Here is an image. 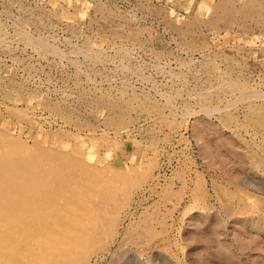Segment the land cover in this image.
Here are the masks:
<instances>
[{"label":"rangeland","instance_id":"1","mask_svg":"<svg viewBox=\"0 0 264 264\" xmlns=\"http://www.w3.org/2000/svg\"><path fill=\"white\" fill-rule=\"evenodd\" d=\"M236 1L0 0V73L4 70L0 74V84L3 82L0 94L6 97L0 96V130L30 146L39 145L66 154L77 151L91 166L109 169V175L117 168L123 173L138 168L147 170L140 178L144 181L139 180L141 184L137 183L130 191L128 201L119 208L110 206L109 215L112 212L117 215L114 233L105 247L90 255L87 264H264V164H261L264 163V0ZM32 38L37 39L31 44ZM51 50L57 51L56 55L48 54ZM11 83L12 88L8 87ZM35 90L42 92L43 97L38 93L37 98ZM243 94L247 95L245 99ZM113 101L116 104H111ZM176 106L178 109L174 108ZM231 114L236 119H231ZM109 119H116V123ZM108 121L112 123H106ZM257 156L258 160L254 158ZM151 161L150 165L157 164L149 168ZM259 165L263 167L258 168Z\"/></svg>","mask_w":264,"mask_h":264},{"label":"bare ground","instance_id":"2","mask_svg":"<svg viewBox=\"0 0 264 264\" xmlns=\"http://www.w3.org/2000/svg\"><path fill=\"white\" fill-rule=\"evenodd\" d=\"M22 1V0H21ZM140 1V0H138ZM238 1V0H237ZM236 1V2H237ZM20 2V0H19ZM69 2V1H68ZM135 2V1H134ZM137 2V1H136ZM241 2V1H240ZM239 2V5H240ZM245 2V1H243ZM258 2V1H257ZM149 3V2H148ZM229 3V2H227ZM235 3V2H234ZM242 3V2H241ZM251 3V2H250ZM255 3V2H254ZM259 3V2H258ZM262 3V2H260ZM264 3V2H263ZM9 4V3H7ZM6 4V5H7ZM17 4V3H15ZM70 4V2H69ZM226 4V3H225ZM238 4V3H237ZM243 4V3H242ZM249 4V3H247ZM10 5V4H9ZM8 5V6H9ZM23 5V4H22ZM255 5V4H253ZM258 5V4H257ZM262 5V4H261ZM258 5V6H261ZM25 6V4H24ZM28 6V4H27ZM63 7V5H61ZM152 6V5H151ZM224 6V5H222ZM228 6V5H227ZM231 6V5H230ZM233 6V5H232ZM247 6V5H246ZM249 6V5H248ZM252 6V4H251ZM256 6V5H255ZM17 7V6H16ZM145 7V5H144ZM155 7V6H154ZM237 7V6H236ZM250 7V6H249ZM253 7V6H252ZM264 8V6H262ZM99 8H102L101 6ZM98 8V10H99ZM105 8V7H104ZM147 8V7H145ZM150 8V7H149ZM153 8V6L151 7ZM150 8V9H151ZM223 8V7H222ZM255 8V7H254ZM10 9V8H9ZM8 9V10H9ZM25 9V8H22ZM29 9V8H28ZM31 9V8H30ZM58 9V7H57ZM84 9V7H83ZM156 9V8H155ZM159 9V8H158ZM217 9V8H216ZM229 8H227L228 10ZM231 9V8H230ZM239 9V8H238ZM250 9V8H249ZM257 9V8H256ZM40 10V9H39ZM38 10V11H39ZM101 10V9H100ZM103 10V9H102ZM108 10V9H107ZM111 10V9H109ZM108 10V11H109ZM157 10V9H156ZM225 10V9H224ZM233 10V9H232ZM252 10V9H251ZM250 10V11H251ZM259 10V8H258ZM10 11V10H9ZM20 11V10H18ZM27 11V9H26ZM53 11V10H52ZM55 11V10H54ZM58 11V10H57ZM254 11V9H253ZM262 11V9L260 10ZM33 12V11H31ZM43 12V11H42ZM56 12V11H55ZM54 12V14H55ZM221 12V11H220ZM227 12V11H226ZM232 12V11H231ZM244 12V11H243ZM252 12V11H251ZM250 12V13H251ZM58 13V12H57ZM118 14H121L119 12H117ZM152 13V12H151ZM213 15V12H211ZM215 13V12H214ZM230 13V12H229ZM233 13V12H232ZM256 13V12H255ZM18 14V13H16ZM27 14V13H26ZM34 14V13H33ZM41 14V13H38ZM43 14V13H42ZM41 14V15H42ZM49 13H47L48 16ZM59 14V13H58ZM103 14V13H102ZM111 14V13H110ZM113 14V13H112ZM115 14V12H114ZM156 14V13H155ZM238 14V13H237ZM249 14V13H248ZM253 14V13H252ZM161 15V14H160ZM231 15V14H230ZM246 15V14H245ZM30 16V15H29ZM33 16V15H32ZM51 16V15H50ZM57 16V15H56ZM113 16V15H111ZM217 16V15H216ZM215 16V17H216ZM223 16V15H222ZM225 16V15H224ZM227 16V15H226ZM235 16V14H234ZM244 16V15H243ZM247 16V15H246ZM245 16V17H246ZM259 16V15H257ZM26 17V16H25ZM52 17V16H51ZM121 17V15H120ZM241 17V15H240ZM239 17V18H240ZM16 18H18L16 16ZM22 18V17H21ZM20 18V19H21ZM38 18V17H37ZM42 18V17H41ZM58 18V17H57ZM218 18V17H217ZM243 18V17H242ZM247 18V17H246ZM259 18V17H257ZM36 19V16H35ZM101 19V18H100ZM195 19V18H194ZM197 19V18H196ZM227 19V18H225ZM231 19V18H230ZM233 19V18H232ZM17 20V19H15ZM23 20V19H22ZM32 20V18H31ZM37 20V19H36ZM35 20V21H36ZM40 20V19H39ZM42 20V19H41ZM216 20V19H215ZM249 20V19H248ZM28 21V20H27ZM30 21V20H29ZM45 21V20H43ZM104 21V20H103ZM112 21V20H111ZM110 21V22H111ZM120 21V20H119ZM174 21V20H173ZM173 21L171 23H173ZM198 21V20H197ZM218 21V20H217ZM221 21V20H220ZM218 21V22H220ZM264 21V20H263ZM21 22V21H20ZM26 22V21H25ZM24 22V23H25ZM31 22V21H30ZM48 22V21H47ZM94 22V21H93ZM96 22V21H95ZM99 22V21H98ZM102 22V21H100ZM170 22V20H169ZM177 22V21H176ZM195 22V21H194ZM207 22V21H206ZM222 22V21H221ZM234 22L235 19H234ZM238 22V21H237ZM243 22V21H242ZM248 22V21H247ZM251 22V21H249ZM255 22V21H254ZM261 21H259L260 23ZM16 23V22H15ZM19 23V22H17ZM22 23V22H21ZM29 23V22H28ZM37 23V22H36ZM39 23H42L41 21H39ZM49 23V22H48ZM47 23V24H48ZM106 23V22H104ZM109 23V21H108ZM115 23V22H114ZM117 23V22H116ZM119 23V22H118ZM117 23V24H118ZM131 23V21H130ZM192 23V22H191ZM190 23V24H191ZM245 23V22H244ZM26 24V23H25ZM24 24V25H25ZM103 23H101L100 25H102ZM117 24L112 25V26H117ZM122 24H126V23H122ZM196 24V23H195ZM207 24V23H206ZM219 24V23H218ZM226 24V23H225ZM224 24V26H225ZM229 24V23H228ZM226 24V26L228 25ZM262 24V23H260ZM18 25V24H16ZM22 25V24H21ZM27 25V24H26ZM25 25V26H26ZM107 25V24H106ZM173 25V24H172ZM171 25V27H172ZM185 25V24H184ZM189 25V24H187ZM193 25V24H192ZM215 25V24H213ZM221 25V23L219 24ZM233 25V24H232ZM245 25V24H244ZM248 25V24H246ZM250 25V24H249ZM254 25V24H253ZM256 25V24H255ZM254 25V26H255ZM259 26V24H257ZM23 26V25H22ZM36 26V25H35ZM73 26V25H72ZM71 26V27H72ZM103 26H105L103 24ZM110 26V25H107ZM119 26V25H118ZM186 26V25H185ZM191 26V25H190ZM189 26V27H190ZM216 26V25H215ZM223 26V27H224ZM225 26V27H226ZM19 27H21L19 25ZM24 27V26H23ZM34 27V26H33ZM102 27V26H101ZM178 27V26H177ZM181 27V26H180ZM178 27V28H180ZM196 27V25H195ZM198 27V26H197ZM208 27V26H207ZM231 27V26H230ZM237 27V26H236ZM242 27V26H241ZM247 27V26H246ZM256 27V26H255ZM261 27V26H260ZM18 28V27H17ZM73 29L75 27H72ZM116 28V27H115ZM114 28V30H115ZM119 28V27H118ZM134 28V27H132ZM131 28V29H132ZM142 28V27H141ZM177 28V29H178ZM182 28V27H181ZM215 28V27H214ZM220 28H222V26H220ZM240 28V25L239 27ZM22 29V28H20ZM72 29V30H73ZM109 29V28H108ZM113 29V28H111ZM109 29V30H111ZM137 29V28H136ZM139 29V28H138ZM17 30V29H16ZM71 30V31H72ZM113 30V31H114ZM121 30V29H120ZM133 30V29H132ZM142 30V29H141ZM181 30V29H180ZM179 30V31H180ZM188 30V29H187ZM190 30V29H189ZM242 30L244 31L245 29L242 28ZM2 31V30H1ZM21 31V30H20ZM18 31V32H20ZM26 31V30H25ZM78 31V29L76 30V32ZM117 31V30H115ZM134 31V30H133ZM191 31V30H190ZM193 31V30H192ZM198 31V30H197ZM17 32V31H16ZM22 32V31H21ZM24 32V31H23ZM111 32V31H110ZM119 29H118V31ZM129 32V31H128ZM131 32V31H130ZM137 32V31H136ZM139 32V31H138ZM189 32V31H187ZM75 33V32H74ZM112 33V32H111ZM123 33V32H122ZM140 33V32H139ZM178 33V30H177ZM200 33V32H199ZM198 33V34H199ZM1 34V33H0ZM20 34V33H19ZM29 36V33H27ZM182 34V33H181ZM195 34V33H193ZM192 34V35H193ZM18 35V34H17ZM21 35L25 36L24 34L21 33ZM20 35V36H21ZM114 35V34H113ZM117 35V34H116ZM132 35V34H131ZM135 35V34H134ZM197 35V34H196ZM18 36V37H20ZM22 36V38H23ZM178 36V35H177ZM17 37V38H18ZM32 37V35H31ZM34 37V36H33ZM182 37V36H181ZM195 37V36H194ZM202 37V36H201ZM200 37V38H201ZM29 38V37H28ZM35 38V37H34ZM118 38V37H117ZM130 38V37H129ZM137 38V37H136ZM185 38V35H184ZM191 38V37H190ZM193 38V37H192ZM37 39V38H36ZM36 39H29L30 43L32 44V40H36ZM40 39H42V36L40 37ZM39 39V40H40ZM44 39V38H43ZM19 40V39H18ZM39 40H37L39 42ZM124 40V39H123ZM128 40V39H127ZM186 40V39H185ZM204 40V39H203ZM41 41V40H40ZM91 41V40H90ZM22 42V41H21ZM24 42V40H23ZM36 42V41H35ZM43 41H41L42 43ZM129 42V40H128ZM131 42V41H130ZM129 42V43H130ZM138 42V41H137ZM186 42V41H185ZM199 42V41H197ZM29 43V44H30ZM40 43V42H39ZM86 43V42H85ZM89 43V42H88ZM92 43V42H91ZM210 43V42H208ZM28 44V46H29ZM30 44V45H31ZM50 44V43H49ZM47 44V47H49L50 45ZM184 44V43H183ZM189 44V43H187ZM192 44V43H190ZM202 44V43H201ZM36 45H38L36 43ZM49 45V46H48ZM90 45V44H89ZM209 45V44H206ZM7 46V45H6ZM5 46V47H6ZM40 45H38L37 47H39ZM46 46V45H44ZM43 46V47H44ZM54 46V45H53ZM92 46V45H91ZM211 46V45H210ZM234 46V45H233ZM76 47V46H75ZM83 47V46H82ZM188 47V46H186ZM196 47V46H195ZM198 47V46H197ZM205 47V46H204ZM232 47V46H231ZM241 47V46H238ZM32 48V47H31ZM46 48V47H45ZM54 48V47H53ZM93 48V47H92ZM95 48V47H94ZM191 48V47H189ZM193 48V47H192ZM233 48V47H232ZM248 48V47H247ZM52 49V44H51V48ZM79 49V48H78ZM83 49V48H82ZM81 49V50H82ZM88 49V47H87ZM86 49V50H87ZM231 49V48H230ZM253 49V48H252ZM34 50V49H33ZM40 50V47H39ZM37 50L35 48L36 52L40 51ZM54 50V49H53ZM53 50L50 51L51 54L53 53ZM90 50V49H88ZM87 50V51H88ZM93 50V49H92ZM247 50V49H246ZM250 50V49H249ZM263 50V49H262ZM5 51V50H4ZM43 51V50H41ZM58 52H60L57 49ZM57 51H54V53ZM74 51V50H73ZM79 51V50H78ZM95 51V50H93ZM228 51V50H227ZM240 51V50H239ZM244 51V50H243ZM248 51V50H247ZM253 51V50H252ZM7 52V51H6ZM12 52V51H11ZM45 52V50L43 51ZM92 53V51H89ZM88 52V53H89ZM222 52V51H221ZM232 52V51H231ZM234 52V51H233ZM251 52V50H250ZM8 53V52H7ZM53 53V54H54ZM55 53V55H56ZM61 53V52H60ZM74 53V52H73ZM82 53V51H81ZM81 53H79L81 55ZM101 53V52H99ZM97 53V56L98 54ZM236 53V52H235ZM263 53V52H262ZM43 54V53H42ZM52 54V55H53ZM75 54V53H74ZM83 54H87V53H83ZM82 54V55H83ZM94 54V53H93ZM102 54V53H101ZM231 54V53H230ZM247 54V53H246ZM245 54V56H247ZM264 54V53H263ZM54 55V56H55ZM78 55V54H76ZM96 55V53H95ZM95 55H93L95 57ZM103 55V54H102ZM219 55V54H218ZM233 55V54H232ZM235 55V54H234ZM233 55V56H234ZM251 55V54H250ZM59 56V55H58ZM84 56V55H83ZM86 56V55H85ZM100 56V55H99ZM98 56V57H99ZM217 56V54H216ZM222 56V55H221ZM228 56V55H227ZM237 56V55H236ZM242 56V55H241ZM88 57V56H87ZM92 57V56H89ZM97 57V58H98ZM218 57V56H217ZM220 57V56H219ZM16 59V58H15ZM91 59V58H90ZM119 59V58H118ZM236 59V58H234ZM239 59V58H238ZM244 59V58H243ZM18 60V59H17ZM103 60V59H102ZM209 60V59H208ZM215 60V58H214ZM15 61V60H14ZM223 61V60H222ZM227 63V61H225ZM243 62V61H242ZM246 62V61H244ZM77 63V62H76ZM87 63V61H86ZM231 63V62H230ZM229 63V64H230ZM88 64V63H87ZM101 66L103 65L102 63H100ZM215 64V63H214ZM213 64V65H214ZM233 64V63H231ZM237 64V63H236ZM249 64V63H248ZM92 65V64H91ZM244 65V64H243ZM90 66V65H89ZM127 66V65H125ZM134 66V65H133ZM210 66V65H209ZM230 66V65H229ZM249 66V65H247ZM251 66V65H250ZM1 67V66H0ZM9 67V66H8ZM11 67V66H10ZM92 67V66H91ZM129 67V66H128ZM127 67V69H129ZM136 67V66H135ZM133 68L136 69V68ZM228 67V66H227ZM244 67V66H243ZM3 68V67H2ZM7 68V67H6ZM13 68V67H12ZM89 68V67H88ZM95 68V67H94ZM122 68V67H121ZM124 69L126 67H123ZM230 68V67H228ZM239 68V67H238ZM246 68V66H245ZM5 69V68H4ZM122 69V70H124ZM211 69V67H210ZM227 69V68H226ZM1 70V69H0ZM96 70V69H95ZM121 70V71H122ZM212 71H214L213 69H211ZM219 70V69H218ZM4 71V70H3ZM2 71V72H3ZM9 71V69H8ZM81 71V69H80ZM97 71V70H96ZM101 71V70H100ZM104 71V70H103ZM220 71V70H219ZM228 71V70H227ZM230 71V70H229ZM232 71V70H231ZM1 72V73H2ZM95 72V71H94ZM106 72V70H105ZM125 72V71H124ZM126 72H128V70H126ZM125 72V73H126ZM136 72V71H135ZM209 74H210V70H208ZM237 72V71H236ZM246 72V71H245ZM0 73V74H1ZM13 73V71L11 72ZM132 73V70H131ZM142 73V72H141ZM96 74V72H95ZM94 74V76H95ZM99 74V73H98ZM103 74V73H102ZM133 74V73H132ZM136 74V73H134ZM140 74V73H139ZM232 74V72H231ZM234 74V73H233ZM4 75V74H3ZM2 75V76H3ZM89 75V73H88ZM87 75V76H88ZM97 75V74H96ZM221 75V74H220ZM102 76V75H101ZM239 76V75H238ZM1 77V76H0ZM5 77V76H4ZM17 77V76H15ZM81 77V76H80ZM105 77V76H104ZM144 77V76H143ZM218 77V76H217ZM227 77V76H226ZM233 77V76H232ZM241 77V75H240ZM2 78V77H1ZM6 78V77H5ZM7 78H9L7 76ZM11 78V77H10ZM9 78V79H10ZM14 78V77H13ZM18 78V77H17ZM90 78V76H89ZM88 78V79H89ZM107 78V77H106ZM147 77H145L146 79ZM225 78V76H224ZM148 79V78H147ZM220 79V78H218ZM217 79V80H218ZM4 80V78L2 79V81ZM106 80V79H105ZM5 81V80H4ZM8 81V80H7ZM18 81V80H16ZM22 81V80H21ZM90 81V80H89ZM92 81V80H91ZM125 81V80H124ZM123 81V82H124ZM221 81V80H220ZM225 81V79H224ZM223 81V82H224ZM244 81V80H243ZM11 82V81H10ZM15 82V80H14ZM127 82V81H126ZM226 82V81H225ZM224 82V83H225ZM231 82V81H230ZM229 82V83H230ZM237 82V81H236ZM235 82V83H236ZM245 82V81H244ZM3 83V82H2ZM1 83V84H2ZM16 83V82H15ZM25 83V82H24ZM81 83V82H80ZM248 83V82H247ZM0 84V85H1ZM12 84L11 87L12 88ZM17 84V83H16ZM19 84V83H18ZM21 84V83H20ZM23 84V82H22ZM26 84V83H25ZM185 84V83H184ZM201 84V83H200ZM206 84V83H205ZM208 84V83H207ZM227 82L225 83V85L227 86ZM7 85V84H5ZM78 85V84H77ZM123 85V84H122ZM121 85V86H122ZM130 85V84H129ZM204 85V84H203ZM224 85V86H225ZM4 87V84L2 85ZM18 86V85H17ZM22 86V85H21ZM76 86V85H75ZM131 86V85H130ZM223 86V85H222ZM223 86V87H224ZM226 86L224 88H226ZM229 86V85H228ZM236 86V85H235ZM249 86V85H248ZM7 87V88H8ZM24 87V86H23ZM27 87V85L25 86ZM127 87V86H126ZM215 87V86H214ZM217 87V86H216ZM220 87V85H218V88ZM28 88V87H27ZM203 88V87H201ZM213 88V87H212ZM223 88V89H224ZM229 88V87H227ZM226 88V89H227ZM233 88V87H232ZM251 88V87H250ZM14 89V88H13ZM12 89V91H14ZM19 89V88H18ZM21 89V88H20ZM30 89V88H29ZM28 89V90H29ZM32 89V88H31ZM131 89V88H130ZM216 89V88H215ZM222 89V87L220 88ZM222 89V91H223ZM230 92H232L231 88ZM236 91V88H234ZM249 89V88H248ZM1 90V89H0ZM6 90V89H5ZM16 90V89H15ZM22 90V89H21ZM20 90V91H21ZM34 90V88H33ZM64 90V89H62ZM79 90V89H78ZM86 90V89H85ZM96 90V89H95ZM98 90V89H97ZM120 90V89H119ZM123 90V89H121ZM125 90V89H124ZM201 90V89H200ZM199 90V92H201ZM203 90V89H202ZM211 90V89H209ZM11 91V90H10ZM19 91V92H20ZM37 92L38 96V91L35 90ZM83 91V90H82ZM88 91V90H86ZM85 91V92H86ZM127 90H125L126 92ZM195 91V90H194ZM204 91V90H203ZM245 91V90H244ZM243 91V93H244ZM260 91V90H258ZM257 91V92H258ZM3 92V91H2ZM9 92V91H8ZM31 92V91H29ZM41 92V90H40ZM77 92V91H76ZM80 92V91H79ZM94 92V91H93ZM99 92H101L99 90ZM122 92V91H119ZM237 92V91H236ZM240 92V91H239ZM248 92V90L246 91ZM256 92V91H255ZM257 92L255 94H257ZM5 93V91H4ZM3 93V94H4ZM12 93V92H10ZM9 93V94H10ZM25 93V92H23ZM27 93V92H26ZM42 93V92H41ZM39 93V94H41ZM67 93V92H65ZM64 93V96H65ZM89 93V92H88ZM113 93V92H112ZM135 93V92H134ZM203 93V92H202ZM226 93V92H225ZM229 93V92H228ZM238 93V92H237ZM62 94V93H61ZM60 94V95H61ZM68 94H71L70 92ZM86 94V93H85ZM102 94V93H101ZM106 94V93H105ZM111 94V93H110ZM115 94V93H114ZM120 94V93H119ZM127 93H125L126 95ZM132 94V93H131ZM137 95V93H135ZM234 94V93H233ZM232 94V95H233ZM250 94V93H249ZM254 94V93H253ZM264 94V93H263ZM21 95V93H20ZM27 95V94H26ZM42 95V94H41ZM63 95V94H62ZM67 95V94H66ZM74 95V94H73ZM84 95V94H82ZM81 95V96H82ZM93 95V94H92ZM91 95V96H92ZM116 95V94H115ZM129 95V94H128ZM127 95V97H128ZM139 95V94H138ZM143 95V94H142ZM211 95V94H210ZM209 95V96H210ZM216 95V94H215ZM218 95V94H217ZM231 95V94H230ZM242 95V94H241ZM238 95V96H241ZM246 95V94H245ZM243 94V98L245 99V96ZM1 96V94H0ZM7 96V95H6ZM9 96V95H8ZM25 96V95H24ZM46 96V95H45ZM50 95H47V97ZM71 96V95H70ZM104 96V95H102ZM108 96V95H107ZM112 96L109 95L108 98ZM123 96V94H122ZM144 96L145 93H144ZM202 96V95H201ZM200 96V97H201ZM203 96H205L203 94ZM212 96V95H211ZM236 98V95H234ZM249 96V95H248ZM250 96L253 97L252 95V91ZM256 96V95H254ZM2 97V96H1ZM5 97V96H3ZM2 97V98H3ZM10 97V96H9ZM15 97V96H14ZM30 97L33 98V96L31 95ZM40 96H38L37 98H39ZM43 97V95H42ZM132 97V96H131ZM136 97V96H135ZM195 97V96H194ZM218 97V96H217ZM221 97V95H220ZM219 97V98H220ZM6 98V97H5ZM45 98V97H44ZM52 98V97H51ZM62 98L64 99V97L62 96ZM66 98V97H65ZM68 98V97H67ZM73 98V97H72ZM76 98V97H75ZM80 98V97H79ZM87 98V97H85ZM112 98V97H111ZM122 98V97H120ZM126 98V97H125ZM133 98V97H132ZM132 98L130 100H132ZM142 98V97H141ZM148 98V97H145ZM192 98V97H191ZM204 98V97H203ZM210 98V97H209ZM214 98V97H213ZM229 98V97H228ZM240 98V97H239ZM237 97V99H239ZM249 98V97H248ZM262 98V97H261ZM4 99V98H3ZM10 99V98H8ZM21 99H23L21 97ZM25 99V98H24ZM28 99V98H27ZM41 99V98H40ZM40 99H39V105L40 103ZM47 101L49 100V98H45ZM41 100V101H46V100ZM69 99V98H68ZM88 99V98H87ZM90 99V97H89ZM93 99V98H92ZM96 100V97L94 98ZM115 99V98H113ZM118 99V98H117ZM250 99V98H249ZM254 99H256L254 97ZM72 100V99H71ZM78 100V99H77ZM77 100H75L77 102ZM80 100V99H79ZM94 100V101H95ZM98 100V99H97ZM101 100V98L99 99ZM136 100V99H135ZM143 100V99H142ZM146 100V99H145ZM206 100V99H205ZM219 100V99H218ZM242 100V99H241ZM259 100V99H258ZM9 101V100H8ZM14 101V100H12ZM26 102V100H24ZM35 101V100H34ZM37 101V100H36ZM54 101V100H53ZM58 100H56L57 102ZM61 101V99H60ZM65 101V100H64ZM83 101V98H82ZM81 101V103H82ZM85 101V100H84ZM103 101V99H102ZM122 101V100H121ZM126 101V99L124 100ZM134 101V100H133ZM207 101V100H206ZM209 101V100H208ZM211 101V99H210ZM230 101V100H229ZM232 101V100H231ZM251 101V100H250ZM264 101V100H263ZM28 102V101H27ZM31 102V101H30ZM38 102V101H37ZM36 102V103H37ZM55 102V101H54ZM59 102V101H58ZM63 102V101H61ZM69 102V101H68ZM87 102V101H86ZM138 102V101H136ZM149 102V101H148ZM235 102V101H234ZM243 102V101H242ZM248 102V100H247ZM7 103V101H6ZM64 103V102H63ZM74 103V102H73ZM84 103V102H83ZM89 103V102H88ZM91 103V101H90ZM94 103V102H93ZM99 103V102H98ZM110 103V102H109ZM115 103L114 101L111 102ZM120 103V102H119ZM125 103V102H124ZM128 103H130L128 101ZM127 103V104H128ZM140 103V101H139ZM156 103V102H155ZM158 103V102H157ZM160 103V102H159ZM158 103V104H159ZM169 103V101H168ZM171 103V101H170ZM169 103V105H170ZM199 103V102H198ZM203 103V102H202ZM229 102H227V105ZM241 103V102H240ZM252 103V102H251ZM251 103H247V104H251ZM9 104V103H8ZM56 104V103H55ZM60 104V103H59ZM66 104V102H65ZM104 104V103H103ZM116 104V103H115ZM123 104V103H121ZM126 104V105H127ZM133 104V103H132ZM131 104V105H132ZM150 104V103H149ZM173 104V103H172ZM171 104V105H172ZM180 104V103H179ZM204 104V103H203ZM202 104V105H203ZM242 104V103H241ZM255 104V103H253ZM259 104V102H258ZM264 105V103H262ZM30 105V104H29ZM38 106V104H36ZM35 105V106H36ZM57 105V104H56ZM76 105V104H75ZM74 105V106H75ZM99 105V104H98ZM101 105V103H100ZM99 105V106H100ZM106 105V104H104ZM125 106V104H123ZM176 105V104H174ZM172 105V106H174ZM52 106V105H51ZM50 106V107H51ZM69 106V105H68ZM84 106V105H83ZM81 106V107H83ZM91 106V105H90ZM93 106V105H92ZM95 106V105H94ZM97 106V105H96ZM112 106V105H111ZM120 106V105H117ZM122 106V105H121ZM129 106V104H128ZM127 106V107H128ZM161 106V105H159ZM178 106V105H177ZM174 107V108H177ZM183 106V105H182ZM180 105V107H182ZM185 106H187L186 102H185ZM219 106V105H218ZM221 106V105H220ZM224 106V105H223ZM12 107V106H11ZM9 107V108H11ZM17 107V106H15ZM14 107V108H15ZM40 107H43L40 105ZM52 107H56V106H52ZM61 107V106H60ZM67 107V106H66ZM80 107V106H78ZM86 107V106H84ZM106 107V106H104ZM110 107V105H109ZM113 107V106H112ZM156 107V106H154ZM249 107V105H248ZM262 107V106H261ZM13 108V107H12ZM35 108V107H34ZM76 108V106H75ZM88 108V107H87ZM90 108V107H89ZM108 108V107H107ZM135 108V107H134ZM138 108V107H136ZM152 108H153V104H152ZM173 108L170 106V109ZM179 108V106H178ZM177 108V109H178ZM190 108V107H189ZM219 108V107H217ZM216 108V109H217ZM222 108V106H221ZM226 107H224L223 109H225ZM233 108V107H232ZM251 108V107H250ZM264 107H262L263 109ZM30 109V108H29ZM53 109V108H52ZM70 109V108H69ZM73 109V108H71ZM96 109V108H95ZM94 109V111H95ZM120 109V108H119ZM117 108V110H119ZM124 109V108H123ZM163 109V108H162ZM176 109V110H177ZM184 109V108H183ZM191 109V108H190ZM236 109V108H234ZM10 110V109H9ZM15 110V109H14ZM28 110V108H27ZM36 110V109H34ZM47 110V109H46ZM54 110V109H53ZM77 110V109H76ZM79 110V109H78ZM91 110V109H90ZM98 110V109H97ZM121 110V109H120ZM125 110V109H124ZM128 110V109H127ZM142 110V109H141ZM144 110V109H143ZM185 110V109H184ZM252 110V109H251ZM256 110V109H255ZM17 111V110H16ZM20 112V109L18 110ZM26 111V108H25ZM68 111V110H67ZM73 111V110H70ZM87 111V110H86ZM92 111V110H91ZM113 111V110H112ZM112 111H107V113H112ZM135 111V110H134ZM133 111V112H134ZM148 111V110H147ZM146 111V112H147ZM153 111V110H152ZM151 111V112H152ZM158 111V110H157ZM164 111V110H163ZM167 111V110H166ZM169 111V110H168ZM172 111V110H171ZM170 111V112H171ZM180 111V110H177ZM211 111V110H210ZM225 111V110H224ZM227 111V109H226ZM232 111V110H231ZM228 111V112H231ZM253 111V110H252ZM260 111V110H258ZM262 111V110H261ZM260 111V112H261ZM264 111V110H263ZM15 112V111H14ZM65 112V111H64ZM76 112V111H75ZM85 111H83L84 113ZM100 112V111H99ZM115 112V110L113 111ZM121 112V111H120ZM128 112V111H127ZM132 112V111H131ZM138 112V111H137ZM155 112V111H154ZM168 112V113H170ZM172 112H175L174 110ZM183 112V111H182ZM185 112V111H184ZM187 112V111H186ZM221 112H223L221 110ZM251 112V111H250ZM255 112V111H254ZM259 112V113H260ZM9 113V112H8ZM22 113V112H21ZM24 113V112H23ZM22 113V115H23ZM31 113V112H30ZM59 113V112H57ZM62 113V112H61ZM70 113V112H69ZM79 113V112H78ZM76 113V115L78 114ZM94 113V112H93ZM92 113V115H93ZM106 113V112H105ZM129 113V112H128ZM136 113V112H135ZM167 114L170 115V114ZM179 113V112H178ZM181 113V112H180ZM208 113V112H207ZM212 114V112H210ZM234 113V112H233ZM236 113V112H235ZM256 113V112H255ZM258 113V112H257ZM12 114V113H9ZM18 114V113H17ZM34 114V113H32ZM55 114V113H54ZM80 114V113H79ZM131 114V113H130ZM163 114V113H162ZM166 114H163L166 116ZM189 114V113H188ZM219 114V113H218ZM225 114V113H224ZM264 114V113H263ZM21 115V114H20ZM75 116V114H73ZM81 115V114H80ZM86 115V114H85ZM84 115V117H85ZM88 115V114H87ZM91 115V114H89ZM95 115V114H94ZM98 115V114H97ZM101 115V114H99ZM114 115H117L114 113ZM126 115V114H125ZM124 115V116H125ZM175 115V114H174ZM182 116H184L181 113ZM186 115V114H185ZM226 115V114H225ZM245 115V113H244ZM247 115V114H246ZM255 115V114H254ZM259 115V114H258ZM25 116H27L26 112H25ZM79 116V115H78ZM77 116V117H78ZM83 116V115H82ZM80 116V117H82ZM107 116V115H106ZM131 116V115H130ZM158 116V115H157ZM161 116V115H160ZM171 116V115H170ZM173 116V115H172ZM230 117L233 116L232 114L229 115ZM238 116V115H237ZM249 116V115H248ZM247 116V117H248ZM256 116V115H255ZM12 117V116H11ZM76 117V116H75ZM87 117V116H86ZM90 117V116H89ZM93 118V116H91ZM99 117V116H98ZM102 117V116H101ZM113 117V115H112ZM129 117V116H127ZM152 117V116H151ZM176 117V115H175ZM174 117V118H175ZM221 117V116H220ZM251 119V116H249ZM14 119V117H12ZM111 118V116H110ZM120 118V117H119ZM124 118V117H123ZM155 118V117H154ZM170 118V117H169ZM227 118V117H226ZM233 117H231L232 119ZM240 118V117H239ZM262 118V117H260ZM6 119V118H5ZM89 119V118H88ZM98 119V118H96ZM117 119V120H116ZM116 121L117 125H119V120L118 117H116ZM122 119V118H121ZM177 119V118H176ZM175 119V120H176ZM236 119V118H233ZM18 120V119H17ZM106 120V119H105ZM105 120H103L105 122ZM112 120V119H111ZM109 119V121H111ZM114 120V121H115ZM126 120V119H125ZM128 120V119H127ZM132 120V119H131ZM165 120V119H164ZM168 120V119H167ZM223 120V117H222ZM230 120V119H229ZM246 120V119H245ZM248 120V119H247ZM256 120V119H255ZM106 122V123H110V122ZM114 121L112 120V122L114 123ZM121 121V120H120ZM124 121V120H123ZM162 121V119L160 120ZM259 121V119H258ZM263 121V120H262ZM2 122V121H1ZM26 122V121H24ZM100 122V121H99ZM111 122V123H112ZM126 122V121H125ZM130 122L127 121V123ZM132 122V121H131ZM163 122V121H162ZM234 122V121H233ZM238 122V120H237ZM241 122V121H240ZM256 122V121H255ZM254 122V123H255ZM93 123V122H91ZM110 123V124H111ZM116 123V122H115ZM114 123V124H115ZM126 123V126L127 125ZM170 123V122H169ZM174 123V122H171ZM170 123V124H171ZM243 123V122H242ZM247 123V122H246ZM257 123V122H256ZM262 123V122H261ZM26 124V123H25ZM94 124V123H93ZM105 124V123H103ZM123 125V123H121ZM166 124V123H165ZM164 124V125H165ZM168 124V126L170 125ZM175 124V123H174ZM252 124V123H251ZM250 124V125H251ZM260 124V123H259ZM263 124V123H262ZM107 125V124H106ZM106 125H104L106 127ZM131 125V124H130ZM227 125V124H226ZM242 125V124H240ZM245 125V124H244ZM247 125V124H246ZM249 125V122H248ZM258 125V124H257ZM96 126V125H95ZM166 126V125H165ZM173 126V125H172ZM252 126V125H251ZM91 127V126H90ZM176 127V126H175ZM228 127V126H227ZM253 127V126H252ZM260 127V126H259ZM38 128V127H37ZM130 128V127H128ZM237 128V127H236ZM235 128V129H236ZM264 128V127H263ZM39 129V128H38ZM94 129V128H93ZM175 129V128H174ZM255 129V128H254ZM262 129V128H261ZM10 131V130H7ZM125 131V130H124ZM172 131V130H171ZM233 131V130H232ZM40 132V131H39ZM97 132V131H96ZM127 132V131H126ZM130 132V131H129ZM128 132V133H129ZM150 132V131H149ZM42 133V132H40ZM45 133V132H43ZM67 133V132H66ZM114 133V132H113ZM118 133V132H117ZM148 133V132H147ZM174 133V132H173ZM172 133V134H173ZM262 133V132H261ZM39 134V133H38ZM53 134V133H51ZM60 134V133H59ZM71 134V133H69ZM115 134V133H114ZM153 134V133H152ZM264 134V133H263ZM37 135V134H36ZM41 135V134H40ZM44 135V134H43ZM50 135V132H49ZM54 135V134H53ZM76 135V134H75ZM74 135V137H75ZM78 135V134H77ZM76 135V136H77ZM81 135V134H80ZM108 135V134H107ZM128 135V134H127ZM15 136V135H13ZM59 137V135H57ZM61 136V135H60ZM63 136V135H62ZM97 136V135H96ZM40 137V136H38ZM55 137V136H54ZM68 137V136H67ZM95 137V136H94ZM92 137V138H94ZM98 137V136H97ZM100 137V136H99ZM129 137V136H128ZM152 137V136H149ZM23 138V137H22ZM49 138V137H48ZM52 138V137H51ZM50 138V139H51ZM56 138V137H55ZM76 138V137H75ZM74 138V139H75ZM83 138V137H82ZM88 138V137H85ZM84 138V139H85ZM92 138H89L91 140H93ZM102 138V137H101ZM25 139V138H24ZM53 139V138H52ZM51 139V140H52ZM64 139V138H63ZM96 139V138H95ZM115 139V138H114ZM118 139V138H117ZM168 139V138H167ZM166 139V141H167ZM42 140V139H41ZM49 140V141H51ZM66 140V139H65ZM69 140V139H68ZM73 140V139H72ZM78 140V139H76ZM148 140V139H147ZM151 140H153L151 138ZM26 141V140H25ZM44 141V139H43ZM32 142V141H31ZM48 142V141H47ZM93 142V141H92ZM105 142V141H104ZM110 142V141H109ZM154 142V140H153ZM76 143V142H74ZM98 143V142H96ZM105 144V143H103ZM159 144V143H158ZM44 145V144H43ZM112 145V143H111ZM108 146V147H111ZM253 145V144H252ZM58 146V145H57ZM76 145L73 146V148H75ZM46 147V146H45ZM119 147V146H118ZM58 148V147H57ZM71 149V148H70ZM88 149V148H87ZM108 149V148H107ZM68 150V149H67ZM74 150V149H72ZM148 150V149H147ZM63 151V150H61ZM82 151V150H81ZM89 151V150H88ZM108 151V150H107ZM66 152V151H65ZM85 152V151H84ZM157 152V151H156ZM254 152V151H253ZM68 153V152H67ZM82 153V152H81ZM87 153V152H86ZM90 153V152H89ZM87 153V155L89 154ZM125 153V152H124ZM252 154V153H251ZM257 154L254 152V155ZM83 155V154H82ZM87 155L85 157H87ZM110 155V154H109ZM127 155V154H126ZM125 155V156H126ZM147 155V154H146ZM158 155V154H157ZM258 155V154H257ZM91 156V155H90ZM251 156V155H250ZM256 156V155H255ZM136 157V156H135ZM149 157V156H148ZM253 157V156H252ZM84 157H81L78 155V152L75 151L74 153L71 154H66L64 152H60L59 150L56 149H48V148H43L39 145H33L30 146L29 144L25 143L24 141H22L21 139H17L15 137L9 136L8 133H6V131H1L0 130V264H87L88 258L90 257L91 254H93L94 251L98 250L99 248H103L105 247V244L107 243V240H109V237L114 233V228H115V221H116V213H111L109 215V209L111 205L116 206L117 208H119L122 203H124L125 201H128L130 198L129 197V193L130 191L133 189V187L137 185V183H140L139 180H141L140 178L144 177L147 173V170H142L139 169L138 170H132L131 172L128 173H123L121 172L119 169L117 168V170H115V172L113 171L112 175H109V172H111L109 169H105V168H96L91 166L90 164H88L87 161H85V159L83 160ZM88 158V157H87ZM152 158V156H151ZM255 159L258 160V156L257 158L254 157ZM90 159V158H88ZM124 159V158H123ZM147 159V158H146ZM149 159V158H148ZM260 159V156H259ZM125 160V159H124ZM127 160V159H126ZM132 160V159H131ZM143 160V158H142ZM150 160V159H149ZM148 160V161H149ZM89 163L91 162L90 160H88ZM95 161V160H94ZM262 161V159L260 160ZM136 162V161H135ZM253 162V161H252ZM255 162V161H254ZM257 162V161H256ZM259 162V161H258ZM257 162V163H258ZM92 163H93V158H92ZM91 163V164H92ZM149 163V168L152 167V165L156 166L155 164H157L156 162L152 165H150L152 163ZM105 164V163H104ZM118 164V163H117ZM140 164V163H139ZM145 164V163H143ZM147 164V162H146ZM145 164V167H147ZM259 164V163H258ZM257 164V165H258ZM262 165L264 163H261ZM133 165V164H132ZM256 165V167H257ZM136 166V165H135ZM141 166V165H140ZM144 166V165H143ZM151 166V167H150ZM144 167V168H145ZM161 167V166H160ZM261 167V165L258 166V168ZM263 167V166H262ZM261 167V168H262ZM114 168V167H113ZM124 168V167H123ZM127 168V167H126ZM136 168V167H134ZM148 168V167H147ZM148 168V169H149ZM131 169V168H129ZM123 170V169H122ZM264 170V169H263ZM159 171V170H158ZM154 173V172H153ZM156 174V173H154ZM150 176V175H149ZM156 176H154L153 178H155ZM152 178V179H153ZM143 180V179H142ZM141 180V183H142ZM154 180V179H153ZM144 181V180H143ZM140 183V184H141ZM144 183V182H143ZM139 184V185H140ZM141 189V188H140ZM136 190V189H135ZM134 193V192H133ZM136 193V192H135ZM134 195V194H133ZM136 195V194H135ZM124 208V207H123ZM113 210V209H112ZM117 210V209H116ZM120 210V209H119ZM125 210V209H124ZM115 211V210H114ZM121 211V210H120ZM117 212V211H115ZM122 215V214H121ZM123 216V215H122ZM121 217V216H120ZM109 219V220H108ZM132 234V233H130ZM111 239V238H110ZM100 246V247H99Z\"/></svg>","mask_w":264,"mask_h":264}]
</instances>
